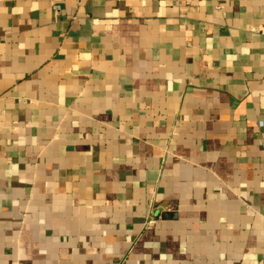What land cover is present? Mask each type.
<instances>
[{"label": "crops", "instance_id": "1", "mask_svg": "<svg viewBox=\"0 0 264 264\" xmlns=\"http://www.w3.org/2000/svg\"><path fill=\"white\" fill-rule=\"evenodd\" d=\"M0 264H264V0H0Z\"/></svg>", "mask_w": 264, "mask_h": 264}, {"label": "water", "instance_id": "2", "mask_svg": "<svg viewBox=\"0 0 264 264\" xmlns=\"http://www.w3.org/2000/svg\"><path fill=\"white\" fill-rule=\"evenodd\" d=\"M160 218H161V220H163V221H165V220H169V219H174V218H175V214L161 213V214H160Z\"/></svg>", "mask_w": 264, "mask_h": 264}, {"label": "built area", "instance_id": "3", "mask_svg": "<svg viewBox=\"0 0 264 264\" xmlns=\"http://www.w3.org/2000/svg\"><path fill=\"white\" fill-rule=\"evenodd\" d=\"M260 125H261V124H260ZM153 223H154V220H151V219H150V220L148 221V224H153Z\"/></svg>", "mask_w": 264, "mask_h": 264}]
</instances>
